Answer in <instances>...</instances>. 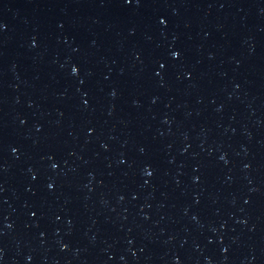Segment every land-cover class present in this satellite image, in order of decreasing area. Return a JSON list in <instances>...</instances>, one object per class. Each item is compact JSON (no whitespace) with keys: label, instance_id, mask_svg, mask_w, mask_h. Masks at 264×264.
Here are the masks:
<instances>
[{"label":"water","instance_id":"obj_1","mask_svg":"<svg viewBox=\"0 0 264 264\" xmlns=\"http://www.w3.org/2000/svg\"><path fill=\"white\" fill-rule=\"evenodd\" d=\"M0 264H264V0H0Z\"/></svg>","mask_w":264,"mask_h":264}]
</instances>
